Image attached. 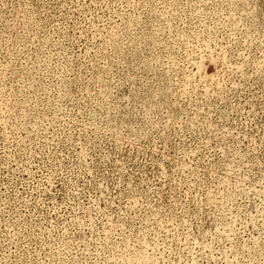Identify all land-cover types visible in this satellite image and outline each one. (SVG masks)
I'll list each match as a JSON object with an SVG mask.
<instances>
[{"label": "rangeland", "instance_id": "374dc122", "mask_svg": "<svg viewBox=\"0 0 264 264\" xmlns=\"http://www.w3.org/2000/svg\"><path fill=\"white\" fill-rule=\"evenodd\" d=\"M0 264H264V0H0Z\"/></svg>", "mask_w": 264, "mask_h": 264}]
</instances>
